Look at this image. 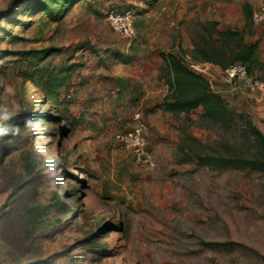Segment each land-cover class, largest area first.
I'll return each mask as SVG.
<instances>
[{"label": "rangeland", "instance_id": "obj_1", "mask_svg": "<svg viewBox=\"0 0 264 264\" xmlns=\"http://www.w3.org/2000/svg\"><path fill=\"white\" fill-rule=\"evenodd\" d=\"M18 4L0 0V264H264V173L199 166L178 149L189 135L214 154L254 153L246 119L264 136V91L222 84L229 131L203 126L200 109L161 108V55L189 62L205 22L245 30L261 61L252 75L264 73V22L253 27L243 11L264 0H80L63 11L57 2L55 21L34 1ZM113 9L133 10L131 38L106 22ZM49 80L56 105L40 108L35 91ZM46 108L51 121L22 114ZM137 111L152 166L114 138Z\"/></svg>", "mask_w": 264, "mask_h": 264}, {"label": "trees", "instance_id": "obj_2", "mask_svg": "<svg viewBox=\"0 0 264 264\" xmlns=\"http://www.w3.org/2000/svg\"><path fill=\"white\" fill-rule=\"evenodd\" d=\"M25 0H16L22 3ZM34 1L35 10L45 13L51 20L58 18L55 5L58 2L60 11L65 10L70 3L80 0H31ZM18 4V5H19ZM246 19L251 22V6L246 4L243 8ZM10 18L9 15H3ZM217 22H205L201 30L192 36V49L188 52L189 62L185 60L181 52L176 54H162V73L165 83L168 87L167 94L163 97L161 108L164 112L176 117L180 114L189 115L197 109H200L198 116L201 124L216 126L229 131L233 128L235 118L232 112L227 108L224 98L221 94L215 92L209 81L201 74L193 71L190 63H208L224 69L228 65L239 62L247 66L249 74H253V66L261 65L258 57V45H246L243 43L245 30L217 29ZM183 54L184 50H181ZM33 51H23L22 53H32ZM34 53V52H33ZM36 53V52H35ZM31 86L34 85V79H28ZM51 80H49L50 83ZM53 85L47 86L46 93L39 95L36 104L43 108L51 102V93ZM56 105V103H52ZM24 117L32 120L43 117L44 120L51 121L54 117L47 108L43 113L37 111H27L22 113ZM17 116L11 120L15 122ZM246 136L252 140L254 153L245 155L237 152L231 146L227 154H214L208 152L207 146L201 143L197 138L185 135L180 139L179 152L186 158L185 161L192 159L193 155L199 166H209L214 168L232 167L240 170L264 173V136L260 130L249 120L246 119ZM13 135L16 133L13 132ZM1 135V134H0ZM230 242H204L205 246L225 247Z\"/></svg>", "mask_w": 264, "mask_h": 264}, {"label": "built area", "instance_id": "obj_3", "mask_svg": "<svg viewBox=\"0 0 264 264\" xmlns=\"http://www.w3.org/2000/svg\"><path fill=\"white\" fill-rule=\"evenodd\" d=\"M106 22L114 32L124 37L131 38L134 34V12L131 9L110 10L106 15ZM262 22H264V5L257 7L251 15L253 27L259 26ZM189 67L210 81L207 69L210 71L215 66L208 63H190ZM219 73L233 93L264 91V73L259 77L249 74L247 66L243 63L236 62L228 65L224 69H220ZM132 121L131 127L116 132L114 138L132 155L135 163L152 166L146 138L147 124L138 111L133 114Z\"/></svg>", "mask_w": 264, "mask_h": 264}, {"label": "crops", "instance_id": "obj_4", "mask_svg": "<svg viewBox=\"0 0 264 264\" xmlns=\"http://www.w3.org/2000/svg\"><path fill=\"white\" fill-rule=\"evenodd\" d=\"M212 70H214V71H216V72H218V73L220 72V68H218L217 66L213 67ZM212 78H213V76H212ZM213 80H214V79H210V81H209L211 88H212L215 92L221 94L222 97L224 98V95H223L224 91H223V90L225 89V85H226V84H225L224 81H222L221 79H220V80L215 79V81L213 82L214 84H212V81H213ZM223 83H224L225 85L222 86ZM214 86H215V87H214Z\"/></svg>", "mask_w": 264, "mask_h": 264}]
</instances>
